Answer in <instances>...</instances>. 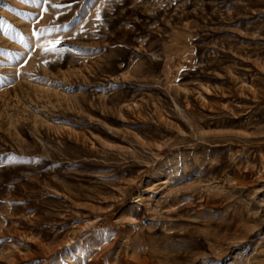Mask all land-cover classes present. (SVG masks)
I'll return each instance as SVG.
<instances>
[{
    "label": "rangeland",
    "instance_id": "374dc122",
    "mask_svg": "<svg viewBox=\"0 0 264 264\" xmlns=\"http://www.w3.org/2000/svg\"><path fill=\"white\" fill-rule=\"evenodd\" d=\"M99 254L264 264V0H0V264Z\"/></svg>",
    "mask_w": 264,
    "mask_h": 264
},
{
    "label": "snow or ice",
    "instance_id": "6c2138e0",
    "mask_svg": "<svg viewBox=\"0 0 264 264\" xmlns=\"http://www.w3.org/2000/svg\"><path fill=\"white\" fill-rule=\"evenodd\" d=\"M23 2L27 3V2H29V0H23ZM33 2H36V0H33ZM53 7H57V5H53ZM99 18H100V17H99V15H98V16H97V19H99ZM59 43H60L59 40H57V41H51L50 44H52L53 47H50V48L46 49V51H53V50L55 49V45H56V44H59Z\"/></svg>",
    "mask_w": 264,
    "mask_h": 264
},
{
    "label": "bare ground",
    "instance_id": "6f19581e",
    "mask_svg": "<svg viewBox=\"0 0 264 264\" xmlns=\"http://www.w3.org/2000/svg\"><path fill=\"white\" fill-rule=\"evenodd\" d=\"M101 257V254L94 256L90 264H101Z\"/></svg>",
    "mask_w": 264,
    "mask_h": 264
}]
</instances>
